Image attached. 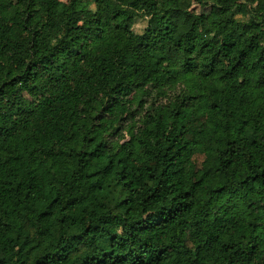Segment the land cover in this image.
<instances>
[{
    "label": "trees",
    "instance_id": "16d2710c",
    "mask_svg": "<svg viewBox=\"0 0 264 264\" xmlns=\"http://www.w3.org/2000/svg\"><path fill=\"white\" fill-rule=\"evenodd\" d=\"M0 264H264V0H0Z\"/></svg>",
    "mask_w": 264,
    "mask_h": 264
},
{
    "label": "rangeland",
    "instance_id": "374dc122",
    "mask_svg": "<svg viewBox=\"0 0 264 264\" xmlns=\"http://www.w3.org/2000/svg\"><path fill=\"white\" fill-rule=\"evenodd\" d=\"M62 2H65L66 0H60ZM192 13L198 15V14H207L208 8H201L195 3H193L191 8ZM147 29V21L146 19L137 18L134 25H133V32L136 34H141Z\"/></svg>",
    "mask_w": 264,
    "mask_h": 264
}]
</instances>
